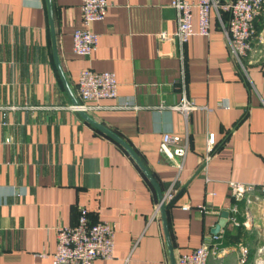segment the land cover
Returning <instances> with one entry per match:
<instances>
[{
	"label": "crops",
	"instance_id": "0c3cea01",
	"mask_svg": "<svg viewBox=\"0 0 264 264\" xmlns=\"http://www.w3.org/2000/svg\"><path fill=\"white\" fill-rule=\"evenodd\" d=\"M106 1L104 17L90 23L96 47L83 56L71 49L80 0H0V264H51L54 227L74 224L79 205L89 221L115 228L112 257L92 264H175L228 211V181L264 184V3L239 64L214 11L209 33L194 31L181 45L157 35L176 28L170 0ZM83 66L110 70L117 82L116 97L83 113L127 143L160 193L176 188L162 213L130 154L69 106ZM182 96L211 109L184 116L174 107ZM165 131L187 138L179 169L158 150ZM238 210L245 224H225L221 251L206 264H264V198L240 199Z\"/></svg>",
	"mask_w": 264,
	"mask_h": 264
},
{
	"label": "built area",
	"instance_id": "2783aa9c",
	"mask_svg": "<svg viewBox=\"0 0 264 264\" xmlns=\"http://www.w3.org/2000/svg\"><path fill=\"white\" fill-rule=\"evenodd\" d=\"M264 0H170L169 4L176 14V28L172 32L161 31L157 35L161 39L174 40L183 44L195 31L200 35L209 33V14L214 11L220 20L221 29L226 39L227 51L239 64L252 50L253 20L263 8ZM107 8L106 0H80V24L71 33V49L74 53L88 56L96 47L97 33L90 28V23L104 17ZM192 8L196 9V28L192 24ZM227 13L222 20V13ZM76 92L78 99L69 106L74 110L86 111L98 106L102 98H113L117 95V82L110 70H95L89 66L81 67L76 77ZM219 105H223L220 101ZM122 106H128L126 102ZM184 116L191 110L211 108L207 105L196 104L187 97H181L174 105ZM2 108V105H0ZM4 114V112H2ZM213 134L207 133L206 150L201 158V166L205 171L211 155ZM187 149V138L177 133L162 132L158 142V150L168 159L174 160L179 169ZM229 194L232 199L228 207L227 223L238 226L245 224L239 221L238 201L242 199L249 203L252 199L264 198V184L241 183L228 181ZM176 188L169 184L155 203L154 210L160 204L170 201ZM207 211L205 204L199 205ZM182 209L189 207L187 203L180 205ZM248 216V211L245 210ZM114 224L108 221L88 220L86 208L78 206L77 218L72 225L57 224L54 227L55 244L50 254L51 264H92L96 258L109 259L113 253ZM222 229L216 234L209 233L195 248L180 253L175 264H206L211 256L221 251ZM239 261L245 258V249L238 248Z\"/></svg>",
	"mask_w": 264,
	"mask_h": 264
},
{
	"label": "water",
	"instance_id": "95a60500",
	"mask_svg": "<svg viewBox=\"0 0 264 264\" xmlns=\"http://www.w3.org/2000/svg\"><path fill=\"white\" fill-rule=\"evenodd\" d=\"M47 4H48V0H46ZM50 25V31H51V35H52V21L50 19L49 22ZM53 52H54V48H53ZM54 60H55V64L56 67L59 71V74L61 76V79L64 82V85L66 86V83L64 81L61 69L59 67V64L57 62V57L54 53ZM67 88V86H66ZM73 103L76 102V100L73 98L72 99ZM80 112V114L84 117V119H86L87 121H89L91 124H93L95 127H97L98 129H100L101 131H103L104 133H106L107 135H109L110 137H112L113 139H115L129 154L130 156L134 159V161L136 162V164L139 166V168L142 170V172L144 173V175L149 179V181L154 185L156 191H157V198L160 199L161 197V193L157 187V185L155 184L154 180L152 179V177L150 176V174L148 173V171L145 169V167L143 166V164L141 163L140 159L137 157V155L133 152V150L127 145V143H125L118 135H116L115 133H113L112 131H110L109 129H107L106 127L100 125L99 123L95 122L94 120H92L89 116H87L85 113H83V111L78 110ZM159 209L161 211V213L163 212V204H160ZM227 216H228V211L226 209H222L219 213V219L218 221L214 224V226L210 229V233L212 234H216L220 229H222L225 224L227 223ZM168 243V241H167ZM169 247V255H170V259L172 261V256H171V250H170V246ZM173 264V262H172Z\"/></svg>",
	"mask_w": 264,
	"mask_h": 264
},
{
	"label": "trees",
	"instance_id": "16d2710c",
	"mask_svg": "<svg viewBox=\"0 0 264 264\" xmlns=\"http://www.w3.org/2000/svg\"><path fill=\"white\" fill-rule=\"evenodd\" d=\"M172 199H173V198H172ZM172 199H171V200H172ZM171 200H170V201H171ZM157 201H158V198L156 197V201H155V203H156ZM170 201H168V202H166V203L163 204V209H164L165 205H166L167 203H169Z\"/></svg>",
	"mask_w": 264,
	"mask_h": 264
}]
</instances>
